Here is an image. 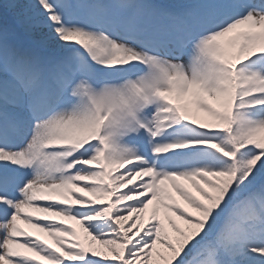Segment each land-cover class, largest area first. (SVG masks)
<instances>
[{
	"label": "snow or ice",
	"instance_id": "snow-or-ice-1",
	"mask_svg": "<svg viewBox=\"0 0 264 264\" xmlns=\"http://www.w3.org/2000/svg\"><path fill=\"white\" fill-rule=\"evenodd\" d=\"M0 264H264V0H0Z\"/></svg>",
	"mask_w": 264,
	"mask_h": 264
},
{
	"label": "rangeland",
	"instance_id": "rangeland-1",
	"mask_svg": "<svg viewBox=\"0 0 264 264\" xmlns=\"http://www.w3.org/2000/svg\"><path fill=\"white\" fill-rule=\"evenodd\" d=\"M147 213H145L144 215V219L146 220L147 219ZM56 219H60L58 217H54L53 220H56ZM63 223L65 225H71V227L75 228L78 235L81 237V239H84L85 236H86V233H84L81 225H79L78 223H76L75 221H71V220H64ZM28 231H31L33 236H39L41 239H44L46 240L48 243H52L51 239L47 236L46 233H40V232H36L34 229H26ZM53 247H55V245L53 244ZM97 248H99V245L96 246Z\"/></svg>",
	"mask_w": 264,
	"mask_h": 264
}]
</instances>
